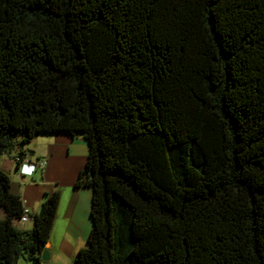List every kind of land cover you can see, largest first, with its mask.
<instances>
[{"label":"trees","instance_id":"16d2710c","mask_svg":"<svg viewBox=\"0 0 264 264\" xmlns=\"http://www.w3.org/2000/svg\"><path fill=\"white\" fill-rule=\"evenodd\" d=\"M88 142L93 227L73 264H264V0H0V159ZM0 164V264L37 262Z\"/></svg>","mask_w":264,"mask_h":264},{"label":"crops","instance_id":"0c3cea01","mask_svg":"<svg viewBox=\"0 0 264 264\" xmlns=\"http://www.w3.org/2000/svg\"><path fill=\"white\" fill-rule=\"evenodd\" d=\"M36 139L37 143L33 144L35 150H30V155L23 162L31 164L46 159L44 170L37 168L29 174L32 168L27 165L26 173H23L12 154L0 159L10 174L11 190L21 196L32 213L39 210L46 193H61L54 226L45 246L49 250V258L43 259L41 254L37 262L24 261L26 264H73L79 250L87 245L93 227V189L76 185L88 159V142L83 136H72L66 132L41 135ZM5 214V210L0 209V218ZM33 225V218L24 226L17 224L19 228H31Z\"/></svg>","mask_w":264,"mask_h":264},{"label":"built area","instance_id":"2783aa9c","mask_svg":"<svg viewBox=\"0 0 264 264\" xmlns=\"http://www.w3.org/2000/svg\"><path fill=\"white\" fill-rule=\"evenodd\" d=\"M46 165H47L46 159H43L38 163H32V164H30L32 169L28 173L31 174L34 170H36V168H41L44 170ZM21 171L26 173L25 170L21 169ZM31 215H32L31 209L29 207L25 206L24 214L19 219H17L15 221V224L16 225L19 224V225L24 226L32 218Z\"/></svg>","mask_w":264,"mask_h":264},{"label":"rangeland","instance_id":"374dc122","mask_svg":"<svg viewBox=\"0 0 264 264\" xmlns=\"http://www.w3.org/2000/svg\"><path fill=\"white\" fill-rule=\"evenodd\" d=\"M37 139L36 138H34L28 145H27V149H28V152H30V150H35L34 149V143H37ZM34 144V145H33ZM5 157V156H4ZM0 164L1 165H3V160H0ZM27 262H25L24 260H21L20 262H19V264H26Z\"/></svg>","mask_w":264,"mask_h":264},{"label":"water","instance_id":"95a60500","mask_svg":"<svg viewBox=\"0 0 264 264\" xmlns=\"http://www.w3.org/2000/svg\"><path fill=\"white\" fill-rule=\"evenodd\" d=\"M42 258L43 259L49 258V250L47 248L42 251Z\"/></svg>","mask_w":264,"mask_h":264},{"label":"clouds","instance_id":"9594fccd","mask_svg":"<svg viewBox=\"0 0 264 264\" xmlns=\"http://www.w3.org/2000/svg\"><path fill=\"white\" fill-rule=\"evenodd\" d=\"M31 164H32V163H31ZM27 165L30 166V164L23 162V163L21 164V166H20V170H21V169L24 170V169H25V166H27ZM36 169H37V168H36ZM34 171H35V170H34ZM34 171H33V172H34ZM33 172H32V173H33ZM23 173H24V172H23ZM32 173H31V174H32Z\"/></svg>","mask_w":264,"mask_h":264}]
</instances>
